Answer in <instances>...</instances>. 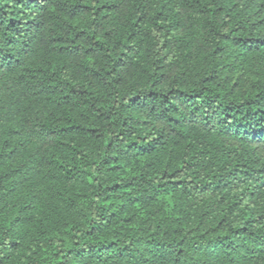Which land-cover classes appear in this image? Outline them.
<instances>
[{
    "label": "trees",
    "instance_id": "trees-1",
    "mask_svg": "<svg viewBox=\"0 0 264 264\" xmlns=\"http://www.w3.org/2000/svg\"><path fill=\"white\" fill-rule=\"evenodd\" d=\"M0 264H264V0H0Z\"/></svg>",
    "mask_w": 264,
    "mask_h": 264
}]
</instances>
